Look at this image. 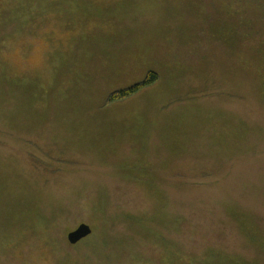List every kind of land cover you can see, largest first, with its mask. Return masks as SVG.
<instances>
[{
    "label": "rangeland",
    "instance_id": "1",
    "mask_svg": "<svg viewBox=\"0 0 264 264\" xmlns=\"http://www.w3.org/2000/svg\"><path fill=\"white\" fill-rule=\"evenodd\" d=\"M235 3L0 0V264H264V51L229 55Z\"/></svg>",
    "mask_w": 264,
    "mask_h": 264
},
{
    "label": "trees",
    "instance_id": "2",
    "mask_svg": "<svg viewBox=\"0 0 264 264\" xmlns=\"http://www.w3.org/2000/svg\"><path fill=\"white\" fill-rule=\"evenodd\" d=\"M236 3L230 8L229 16L231 17L230 22L233 23V37L237 38L239 34H242L243 37L240 38L237 45L228 41L227 47L229 50V55H231L232 59L244 58L250 63V61L246 58L248 57L247 51L242 44V38H247L246 41H252L253 35V51L250 57L251 61L254 60L255 51H264V0H233ZM231 10L233 12H231ZM257 21L260 22L261 28L258 29L255 24L252 22ZM245 26L244 30L243 27ZM245 31V34L241 31ZM254 31L255 34H248L249 32ZM241 45V47L239 46ZM264 66V60H263ZM264 75V73H263ZM158 81V77L156 74L151 73L146 77V79L141 83L137 84L131 88L125 89L121 92L115 93L110 98V102H121L132 98L138 92L147 88Z\"/></svg>",
    "mask_w": 264,
    "mask_h": 264
},
{
    "label": "water",
    "instance_id": "3",
    "mask_svg": "<svg viewBox=\"0 0 264 264\" xmlns=\"http://www.w3.org/2000/svg\"><path fill=\"white\" fill-rule=\"evenodd\" d=\"M92 233L93 231L90 226L81 224L75 231L68 235V241L72 246H75L89 238Z\"/></svg>",
    "mask_w": 264,
    "mask_h": 264
}]
</instances>
